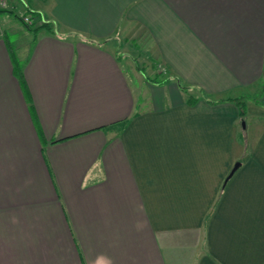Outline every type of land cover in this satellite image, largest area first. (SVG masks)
<instances>
[{
    "label": "crops",
    "instance_id": "0c3cea01",
    "mask_svg": "<svg viewBox=\"0 0 264 264\" xmlns=\"http://www.w3.org/2000/svg\"><path fill=\"white\" fill-rule=\"evenodd\" d=\"M7 1L0 264H264V0Z\"/></svg>",
    "mask_w": 264,
    "mask_h": 264
},
{
    "label": "built area",
    "instance_id": "2783aa9c",
    "mask_svg": "<svg viewBox=\"0 0 264 264\" xmlns=\"http://www.w3.org/2000/svg\"><path fill=\"white\" fill-rule=\"evenodd\" d=\"M8 8V1L7 0H0V11L5 10ZM23 22L32 27L34 25V17L31 14H27L23 16ZM3 36L2 31L0 29V37ZM167 69L164 66H161L160 73L165 75L167 73Z\"/></svg>",
    "mask_w": 264,
    "mask_h": 264
},
{
    "label": "rangeland",
    "instance_id": "374dc122",
    "mask_svg": "<svg viewBox=\"0 0 264 264\" xmlns=\"http://www.w3.org/2000/svg\"><path fill=\"white\" fill-rule=\"evenodd\" d=\"M123 53V51H122ZM128 60V59H127ZM129 61V60H128ZM163 66V65H161ZM161 66H159V69L161 68ZM168 73V72H167ZM166 73V74H167ZM165 74V75H166ZM248 99H245L247 101V104H249V102H252L251 104H254L255 102H262V100H264V98H261V95L259 93H252L249 97H247ZM258 104V103H257Z\"/></svg>",
    "mask_w": 264,
    "mask_h": 264
},
{
    "label": "water",
    "instance_id": "95a60500",
    "mask_svg": "<svg viewBox=\"0 0 264 264\" xmlns=\"http://www.w3.org/2000/svg\"><path fill=\"white\" fill-rule=\"evenodd\" d=\"M239 166H240V163H238V164L235 165V167L231 171V173H230V175H229L228 178H231L234 175V173L237 171V169L239 168Z\"/></svg>",
    "mask_w": 264,
    "mask_h": 264
},
{
    "label": "trees",
    "instance_id": "16d2710c",
    "mask_svg": "<svg viewBox=\"0 0 264 264\" xmlns=\"http://www.w3.org/2000/svg\"><path fill=\"white\" fill-rule=\"evenodd\" d=\"M22 21H23V17H22ZM28 26V25H27ZM47 25H43L42 27H39V28H35V31H38V30H40L41 28H44V27H46ZM30 27V26H29ZM14 61H16V59H14ZM159 83H161V82H159ZM228 100H230V99H228ZM237 102H239V101H237ZM240 103V102H239Z\"/></svg>",
    "mask_w": 264,
    "mask_h": 264
}]
</instances>
